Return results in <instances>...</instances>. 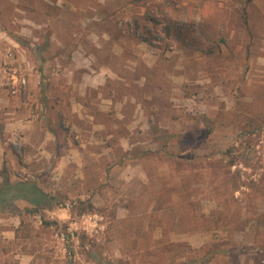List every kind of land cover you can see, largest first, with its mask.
<instances>
[{
  "label": "rangeland",
  "instance_id": "1",
  "mask_svg": "<svg viewBox=\"0 0 264 264\" xmlns=\"http://www.w3.org/2000/svg\"><path fill=\"white\" fill-rule=\"evenodd\" d=\"M27 2L0 0V96L85 100L79 112L54 118L57 143L37 162L35 147L12 142L16 155L30 156L14 178L56 196L45 219L58 226L43 230L41 216L30 215L40 236L10 239L5 228L18 219L0 212V264H264V0H131L98 9L114 10L100 27L111 21L123 37L118 55H104L116 75L97 89L63 63L48 73L76 85L49 89L50 76L39 74L45 6ZM142 24L151 42L140 39ZM36 112L31 120L45 124ZM196 140L203 158L225 156L187 165L151 153ZM77 199L94 210L79 215ZM217 249L229 253L205 256Z\"/></svg>",
  "mask_w": 264,
  "mask_h": 264
},
{
  "label": "crops",
  "instance_id": "2",
  "mask_svg": "<svg viewBox=\"0 0 264 264\" xmlns=\"http://www.w3.org/2000/svg\"><path fill=\"white\" fill-rule=\"evenodd\" d=\"M27 1V4L33 3V0ZM87 1L39 0V3L45 6V9H42L45 15L41 16L43 18L41 24L49 25L45 29L49 32L47 36L48 46L45 49L47 59L43 62L42 71H39V74L40 76L46 74L50 76L48 77L50 80L49 89L60 87V82L76 85L75 80L73 78L71 80L70 76L67 77V81H64L61 78V73L59 75L49 74V65L53 64L60 67L63 63V67L80 70L83 76L79 82H84L88 87H94V89L101 85L110 84L111 80L109 79L116 75L115 69L117 68L109 63L104 55H118L121 51V38L123 36L120 33L115 34L111 30L109 27L111 21L107 22L105 26L102 25L103 28L100 27L102 21H108L109 18H112L114 10L107 15L98 13V9L108 12L110 6L122 5L123 3L127 5L131 0H95L94 6ZM80 38L82 39L80 40ZM86 39L89 40L86 41ZM85 70H91L87 78L84 77L86 75ZM42 79L46 80V77H42ZM42 91H45V88ZM106 98L109 99V96ZM84 100L85 96H27L23 100L17 96H0V169L3 165L8 169V177L11 181L20 180L14 178V168L20 162L23 164L30 161L27 159L30 156L24 150L22 154L16 155L13 146H11L12 142L17 140L19 143H23L24 148L35 147L37 152L31 156L35 157L31 161L37 162L40 159V151L42 152L47 146L53 147L57 143V133L52 128L55 127L54 118L64 114L65 111L79 112ZM28 102H31L30 107ZM62 102H65L64 106ZM35 111H37L36 117L42 114L45 124L41 123V119L34 122L31 120ZM39 132H41L40 139H38ZM17 205L20 207L25 205V202L17 201ZM47 212L50 211L47 210ZM13 217L18 219L17 216ZM18 223L19 219L17 222H13L11 229L10 227L5 228L6 232H11L13 235L12 237L9 236L10 239L14 237V229Z\"/></svg>",
  "mask_w": 264,
  "mask_h": 264
},
{
  "label": "trees",
  "instance_id": "3",
  "mask_svg": "<svg viewBox=\"0 0 264 264\" xmlns=\"http://www.w3.org/2000/svg\"><path fill=\"white\" fill-rule=\"evenodd\" d=\"M150 21L148 19H145ZM135 26L140 27L138 18L134 19ZM244 23L246 24V19L244 18ZM152 22L155 24H159L160 21L154 19ZM141 27L144 29V35L140 36L141 40L151 42L152 38L146 36V32H148L149 28L146 24H142ZM148 29V30H147ZM166 34L170 33V25L165 24L164 28ZM17 42L24 44V42L16 36H12ZM40 49V48H39ZM38 52V49L35 51ZM210 133L209 130L206 131V134L203 135L205 138L206 135ZM202 137V138H203ZM201 141L197 142V140L188 146L182 147V149L178 152H173L167 148L165 144H157V148L151 151V153H155L161 156H167L169 158L177 159L178 161H184L187 165H193V163L203 162V159H207L209 157H214L215 160L221 161L222 157L225 156V152L218 151L213 154L211 151L207 152L209 155H206L204 158L197 153V150L200 148ZM147 152V151H145ZM213 155V156H210ZM233 160H229V164L231 165ZM189 163V164H188ZM0 212H7L10 216H17L19 219V223L14 229V237L16 239L24 240H32L33 236H40V231H35L33 235L34 226L32 222L29 220V216L31 215H40L41 216V224L43 230L47 229L49 226L54 225L58 226V222L56 220H46L45 212L51 211L55 205H58L59 201L56 200V196L51 195L50 193L43 190L36 180H18L11 181L8 177V169L3 165L0 169ZM17 201H24L25 205L18 206ZM55 202V203H54ZM74 208L76 212L81 215L83 213L92 212L94 210V206L90 200H82L77 199L74 202ZM33 235V236H32ZM35 238V237H34ZM226 250L217 249L216 251H208L205 256L207 258L212 257L213 255L220 253L224 254ZM229 253V251H226ZM231 252V250H230ZM233 264H236V261H232Z\"/></svg>",
  "mask_w": 264,
  "mask_h": 264
}]
</instances>
